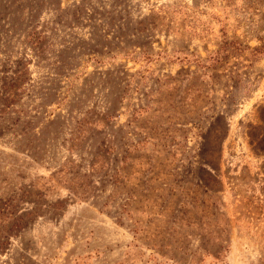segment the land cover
I'll return each instance as SVG.
<instances>
[{"label":"rangeland","instance_id":"obj_1","mask_svg":"<svg viewBox=\"0 0 264 264\" xmlns=\"http://www.w3.org/2000/svg\"><path fill=\"white\" fill-rule=\"evenodd\" d=\"M0 264H264V0H0Z\"/></svg>","mask_w":264,"mask_h":264}]
</instances>
